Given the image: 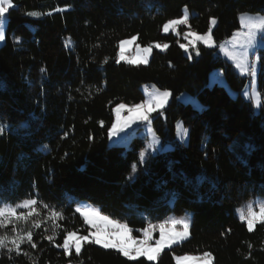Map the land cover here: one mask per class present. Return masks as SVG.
I'll list each match as a JSON object with an SVG mask.
<instances>
[{"label": "trees", "instance_id": "obj_1", "mask_svg": "<svg viewBox=\"0 0 264 264\" xmlns=\"http://www.w3.org/2000/svg\"><path fill=\"white\" fill-rule=\"evenodd\" d=\"M14 5L0 45L3 200L16 205L35 196L56 205L66 217L58 221L61 227L81 234H87L85 226L69 196L127 223L137 236L149 222L189 213L190 234L156 262L130 261L95 244L66 257L56 246L62 234L55 243L43 238L51 235L46 223L33 229L35 248L27 242L19 254L0 248V264H175L174 255L204 251L213 254V264H264V224L249 232L237 215L243 203L264 197V60L257 74L261 103L254 111L241 94L249 75L238 73L216 47L198 44L200 55L193 51L189 60L178 36L161 31L187 8L196 32H206L209 18H216L212 35L219 43L239 28L240 14L264 13V0H14ZM65 5L71 7L53 11ZM136 34L141 45L164 42L169 48L154 49L147 65L117 63L118 41ZM258 51L264 55V48ZM215 69L225 85L209 83ZM149 83L172 92L162 114H152V128L173 150H155L141 164L144 138L110 147L107 126L114 119L112 107L139 103ZM184 91L200 108L177 100ZM178 120L189 129L186 144L176 139ZM5 231L11 234L9 229L0 234Z\"/></svg>", "mask_w": 264, "mask_h": 264}, {"label": "snow or ice", "instance_id": "obj_2", "mask_svg": "<svg viewBox=\"0 0 264 264\" xmlns=\"http://www.w3.org/2000/svg\"><path fill=\"white\" fill-rule=\"evenodd\" d=\"M15 7L14 0H0V41L6 39L5 35V17L6 14ZM70 5H65L64 8H57L53 11H64L69 9ZM51 14V13H49ZM30 16H37L40 13L30 12ZM189 13L185 8L183 15L166 20L161 28L165 34L172 32L177 35L179 26H186L187 31L183 33L185 43H177L179 47L188 53V59H192L191 53L194 51L197 56L200 55L198 44H203L206 47H214L215 41L212 35V26L216 24V18H209L208 31L199 33L191 30L189 24ZM240 28L233 33L230 40L232 50L227 52L229 58L234 62L235 67L243 74L250 76V83L245 86L243 95L251 99L253 104L257 107L260 105V94L257 92V74L258 64L260 60H264V55L257 56L250 59V53L256 50L258 44V34H261V40H264V16L250 17L246 14L240 15ZM15 40L20 41L21 37H15ZM138 34L131 35L128 38L120 39L117 43L118 51L116 52V62L124 61L130 65H147L149 57L152 55L154 49L164 51L169 48L168 43L150 42L144 46L137 43ZM134 45V49L133 46ZM221 51H226L223 43L219 45ZM134 53V54H133ZM42 73L44 68L40 70ZM145 99L139 103L128 105L120 102L112 107L111 111L114 114L109 126H107V135L111 146H115L119 141L113 138H120V141L126 140L130 133L126 130L130 129L132 125L138 127L143 126L149 139H146L145 148L139 152V163L147 162L149 155L153 154L152 150L156 151H171L172 145L169 144L165 149L157 148L160 143L159 138L154 135L152 128V114L161 113L169 102L172 92L169 89L157 88L155 85L150 87L144 86ZM183 98V97H181ZM199 107V105H197ZM101 127H105L103 120L99 121ZM26 127V125H21ZM4 131V125H0V134ZM185 136L189 129L185 128ZM65 136L68 133L64 134ZM91 139V138H90ZM184 140V137H181ZM251 148V146H248ZM47 149V145L44 146ZM67 155V154H66ZM137 170V165H132V173ZM134 176L130 175L129 180ZM205 177H200L202 182ZM170 204L175 202V194L172 193ZM69 203H75L76 207L73 214H79L82 218L85 232L81 234L80 229L69 230L62 228L58 221L66 219L63 210H57L56 205H51L38 200L35 196L27 198L12 206L5 202L0 196V229H9L11 235L5 231L0 234V248H8L9 252L15 250L17 254L21 251V245L27 242L31 247L35 248L36 244L33 242L34 231L39 229L46 223L50 225L51 235L46 238L50 243H55L57 234L63 235V242L56 244L58 248L63 249L64 256L68 257L73 254V250L77 256L80 255L84 244H95L102 246L104 249H112L118 252L123 257L130 261H137L139 258H144L149 262H156L161 253L165 249H171L172 246L183 242L190 234V222L185 217L172 216L158 224L147 223L145 227L137 231L142 235H132L133 229L127 223L112 219L109 215L103 214L102 211L94 206L86 205L84 202L76 201L73 197H68ZM41 205L46 212L41 215ZM258 209V211H257ZM239 219L244 222L249 232L254 231L257 224H264V202L247 203L246 211L237 209ZM39 217V218H38ZM145 219H147L145 217ZM23 222V227H21ZM158 229V238L153 237V232ZM59 230V232H58ZM175 264H186L189 260H195L197 264H213V254L210 251H204L202 254L195 257L188 254L174 255ZM71 264V260H69Z\"/></svg>", "mask_w": 264, "mask_h": 264}, {"label": "rangeland", "instance_id": "obj_3", "mask_svg": "<svg viewBox=\"0 0 264 264\" xmlns=\"http://www.w3.org/2000/svg\"><path fill=\"white\" fill-rule=\"evenodd\" d=\"M184 10H185V8H184ZM184 10H183V12H184ZM187 11H188V13H189V15H190V13H193V11L192 12H189V10L187 9ZM242 14H246L247 16H250V17H256V16H264V13H260V12H258V13H242ZM183 15V14H182ZM241 15V14H240ZM240 15H239V18H240ZM239 24H240V19H239ZM5 25H6V17H5ZM5 25H4V27H5ZM214 26V25H213ZM212 26V27H213ZM239 28H240V25H239ZM239 28H237L236 30H234V32L235 31H237ZM188 29H185L184 28V30L183 31H180L179 30V28H178V32L180 33L179 35H177V34H175V35H177L178 36V38L180 39V43H185L186 41L184 40V38H183V33L185 32V31H187ZM192 30V29H191ZM194 31V30H193ZM208 31V30H207ZM233 32V33H234ZM204 33V32H203ZM233 33L229 36V37H227V38H225L224 40H222L221 42H219V43H216L215 42V46L214 47H216L217 48V51H218V53H220V55L221 56H223L229 63H231L232 64V66L236 69V71L238 72V73H240V74H242V75H247L248 76V74H243V73H241L240 71H239V69H237L236 67H235V64H234V62L229 58V56L227 55V52L228 51H231L232 50V44L230 43V40H231V38H232V36H233ZM3 43V41H0V45ZM159 43H164V42H159ZM221 43H223L224 45H225V47H226V51H221L220 50V48H219V45L221 44ZM141 46H144V45H141ZM133 47V49H134V45L132 46ZM211 48H213V47H211ZM260 48H264V40H261V34H258V44H257V47H256V50L255 51H252L251 53H250V59H254L255 57H257L258 56V54H259V49ZM183 50V49H182ZM184 51V50H183ZM184 53H186L185 51H184ZM134 54V53H133ZM186 54H188V53H186ZM151 57V56H150ZM150 57H149V59H150ZM257 64H258V69H259V61L257 62ZM214 82H217L218 84H222V85H225L226 83H225V80H224V78H223V75H222V72H221V70L220 69H215L214 71H212V73H210V76H209V83L210 84H213ZM250 83V76H249V82H248V84ZM247 84V85H248ZM147 86H151V85H155V84H153V83H149V84H146ZM144 86L145 85H143V92H144ZM156 86V85H155ZM157 87V86H156ZM158 88V87H157ZM244 89H245V87H244ZM244 89L242 90V92H241V94H242V96L244 97V98H246L244 95H243V92H244ZM161 90H163V89H161ZM257 92L260 94V101H261V97H262V95H261V93L258 91V89H257ZM181 97H183V98H181ZM146 98V96H145V92H144V99ZM170 98H171V96H170ZM170 98H169V100H170ZM246 99H248V98H246ZM177 100L178 101H180V102H182V103H189V104H191L193 107H195V108H200V106H201V104H200V102L198 101V99L195 97V96H193L192 94H190L189 92H187V91H184V92H181V93H179L178 95H177ZM248 100H250L251 102H252V100L251 99H248ZM123 103H125V102H123ZM261 103V102H260ZM126 104H128V103H126ZM131 104H134V103H130V104H128V105H131ZM197 105H199V107H197ZM252 105H253V108H254V111H258L259 110V107H260V105L257 107L256 105H254L253 104V102H252ZM185 128H187L188 129V127H186L184 124H183V122H182V120H178L177 122H176V128H175V135H176V139L178 140V141H180V142H182L183 144H186L187 142H188V134H189V132H188V134L185 136V134H184V129ZM126 132H128V133H130V135H129V137L126 139V140H123V141H120V138L119 137H117V138H113L114 140H117V141H119V143H117V144H119V145H123V146H129V143H130V141L132 140V138L134 137V136H140V137H143L144 138V147L142 148V149H144L145 148V143H146V139H149L150 137H148L147 136V134H146V130H145V128L143 127V126H140V127H138L137 125H132L131 126V128L130 129H128V130H126ZM154 132V131H153ZM154 135L155 136H157L155 133H154ZM184 137V140L186 141V142H184V141H182L181 140V137ZM158 137V136H157ZM159 138V137H158ZM108 141H109V144H112V141H110L109 140V138H108ZM159 141H160V139H159ZM167 146H164V145H162L161 144V141H160V143L157 145V148H159V149H165ZM141 149V150H142ZM154 151H155V149H153L152 150V153H154ZM78 201H80V202H84L86 205H89V206H94V207H96V208H98L97 206H95V205H93L91 202H89V201H87V200H78ZM249 201H252L253 203H257V202H264V197H256V198H254V199H251V200H249ZM249 201H247V202H245V203H243L238 209H243V210H245L246 211V208H247V203L249 202ZM12 206H15V205H12ZM257 211H258V209H257ZM41 215L43 216V213L41 212ZM237 215H238V217H239V213L237 212ZM172 216H175V217H185V218H187L188 220H189V222H190V219H189V213H187V214H184V215H179V216H177V215H173V214H170L167 218H170V217H172ZM39 218V217H38ZM166 218V219H167ZM113 219V218H112ZM116 220V219H115ZM165 220V219H164ZM120 221V220H119ZM122 222V221H121ZM159 223V222H158ZM158 223H155V224H158ZM21 227H23V222H21ZM11 235V234H10ZM133 235V234H132ZM140 235H142V233L140 232ZM158 236H159V232H158V229L156 230V231H154L153 232V237L154 238H158ZM179 244V243H178ZM202 254V253H201ZM188 255H190V256H193V257H195V256H197V255H200V254H188ZM186 264H197V262L195 261V260H189V261H187L186 262Z\"/></svg>", "mask_w": 264, "mask_h": 264}]
</instances>
